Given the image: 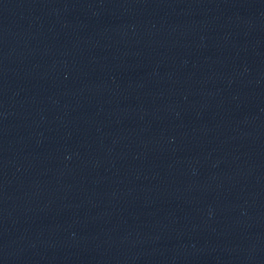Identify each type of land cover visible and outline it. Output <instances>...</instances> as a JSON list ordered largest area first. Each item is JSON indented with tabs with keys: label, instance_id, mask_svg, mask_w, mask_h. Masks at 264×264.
Here are the masks:
<instances>
[{
	"label": "water",
	"instance_id": "1",
	"mask_svg": "<svg viewBox=\"0 0 264 264\" xmlns=\"http://www.w3.org/2000/svg\"><path fill=\"white\" fill-rule=\"evenodd\" d=\"M0 264H264V0H0Z\"/></svg>",
	"mask_w": 264,
	"mask_h": 264
}]
</instances>
